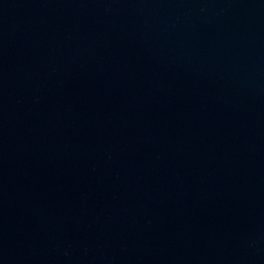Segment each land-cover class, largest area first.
Returning a JSON list of instances; mask_svg holds the SVG:
<instances>
[{
	"label": "water",
	"instance_id": "water-1",
	"mask_svg": "<svg viewBox=\"0 0 264 264\" xmlns=\"http://www.w3.org/2000/svg\"><path fill=\"white\" fill-rule=\"evenodd\" d=\"M0 264H264V0H0Z\"/></svg>",
	"mask_w": 264,
	"mask_h": 264
}]
</instances>
